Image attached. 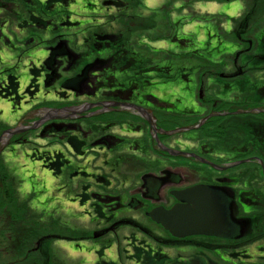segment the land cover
<instances>
[{
	"label": "rangeland",
	"instance_id": "obj_1",
	"mask_svg": "<svg viewBox=\"0 0 264 264\" xmlns=\"http://www.w3.org/2000/svg\"><path fill=\"white\" fill-rule=\"evenodd\" d=\"M73 1L75 2L77 0ZM182 1L186 0H180L174 4H167V0H143L145 7L148 9L157 10L159 14L162 12L163 37L170 33L168 19L170 18L172 21L182 16L184 18L188 17L189 19L177 29L180 34L194 36L192 45L195 46L196 49H204L203 42L201 41L204 40V34L206 35L209 30L211 33L215 30L219 37L221 36L224 38L221 47L227 48L231 45V41H235L233 35H231L232 24L228 19L241 16L244 7H242L243 5L240 2L216 3L211 1H197L187 5L182 13V11L178 9ZM90 5H96L95 0H81L76 4L67 6L66 10L75 15V17L72 15L71 21L75 22V19H77L85 21L83 25H95V22L100 19L104 23L109 22L111 16H115L116 14L114 9L101 12L98 10V13H92L89 11V9H91ZM165 11L169 12L168 16L164 15ZM99 14L102 15L99 16ZM143 15H147V12L143 11ZM197 16L202 17V20L192 22L194 18L197 19ZM251 26L252 27L242 35L238 42L240 44L238 53L232 54L231 56H221L217 62L201 60L204 63V69L196 78L197 86L194 91L195 95L192 104L197 109L202 108L204 110L203 113L189 119H173L170 116L153 111L152 118L155 122L154 127L157 130L156 133L150 131L147 122L144 121V118L141 116L142 119L136 111L116 107L101 109V107L92 106L89 108L91 104L107 101L108 99L101 100L98 96L91 99L85 96L76 98L75 94L77 95L78 93L73 91V89L69 87L68 89L62 88L61 82L63 85L75 75L69 71L65 74L66 68L63 70L64 72L62 70L59 72V69L56 70V73L59 75L58 78L61 79L60 83H57L52 88L44 87L41 83V87H39L41 91L39 93L36 92L34 98H32L34 94L31 97V95L27 93L25 95V101H20L21 103L16 104V106L8 103L5 99H0V123L2 125L4 124L5 130L11 128L15 131L17 128L21 131L26 129L27 126L32 125L34 127V129H30L32 131L26 132L24 135L16 134L11 138L5 137L4 140L0 142V174L7 171L8 176L15 179V190H17L20 199L25 201L32 199L33 205L37 211H42L43 214L45 213L44 216H46V218L51 216L52 218H49L54 222H58L62 225H69L74 233H79L74 230L75 228L87 231L93 230L96 232L104 227V224L98 222L90 223V221L86 219L88 214L84 217V209L79 208L78 204L74 203L73 198L76 200V196L85 195V197L91 199L94 198L93 194L97 192H109L113 195L118 194L139 198L142 187V176L152 173L157 175V177L166 178L168 174L171 175L172 173L181 176L182 179H180V183H177V181L174 182V180L166 182L162 188L161 193L165 196V203L167 206H170L173 203V199L167 195L168 191L172 189H183L196 184L195 179L192 180V178L189 177L190 175L199 174L201 171L204 173L205 171V174L211 177H222V175L226 173L213 175V169L210 170L211 168L208 169L206 166H199L198 161H194L195 158L169 157L168 154L157 148L154 137L156 136L157 140L165 147L180 152H186V148L183 147L187 145L190 147L188 150L190 152L187 151V153L191 154H195L197 147L200 146H209L207 148L209 150H214L212 149L214 145H219L220 148L224 149H231L239 145L241 143L239 141H243V136L239 137V135L241 136V133L239 134V128H236L238 124H235V127L229 130L231 132L229 135L225 133L224 124L226 119L235 115L244 119L246 117L257 118L259 115L264 116V106L253 103L254 98L248 94L244 96L234 95L228 100H221L218 98V90L220 89H218L216 84L210 83L209 79L221 83L229 82L230 79L226 78L228 74L231 75L230 78L234 77L233 79L237 80L238 76L234 75L238 72L243 73L245 71V68L239 66L238 55L248 51L252 46V41L254 39L253 34L260 29H264V15L256 17ZM81 30L82 29H74L72 31H67L71 34L68 37L70 38V45L77 51L79 49L78 43L81 42L82 37H86L88 32L92 31V29H88V32L82 34L79 33ZM145 35L146 34H138L134 37L136 48L143 49L142 46L138 44L139 42H144L147 47L154 49L150 52H155L156 49H164V51H166V49L173 48L166 40L163 42L151 43L144 39ZM13 45V49L9 50V48H5L3 52H0V83H2V80H7V75H14L20 83L21 90L23 85L24 87L27 86L30 79H34L37 76L33 71L40 67L47 58L48 52L42 45ZM159 55L164 54L161 53ZM42 75L43 73H41V77ZM253 80L264 83V71L256 72L253 76ZM200 82L205 83L203 88L200 87ZM27 89H29V86ZM168 92H170V90ZM200 92L204 95L201 99ZM157 95H159V93H157ZM157 95L156 97H158ZM212 103H214L213 106ZM80 112H83L85 116V118L81 120H79ZM88 114L94 115L89 116ZM40 118H42V121L38 122ZM59 121L63 122L65 125L70 123L75 125L78 124V126H80L79 130L84 134H89V129L96 132V134L93 135L95 140L111 138L110 142H112V145L110 151L105 148V146L103 147L101 145V141H99L98 144H95V141L91 144L90 142L93 141V138L89 137L87 139L90 145L89 148H87L88 146H82L81 149L82 151L84 150V154L76 153L73 144L67 140L70 136L79 137L81 139V133L73 132L72 130L68 133L53 131L52 133L48 132V134H42L45 130V126L48 128L52 123ZM218 127H222L221 132H218L220 131ZM199 128L201 129L200 133L197 132ZM189 132H191V134L195 133L198 141H189L186 139L184 134ZM236 135L240 140L236 138ZM108 136L110 138H108ZM23 139H28V142L26 144H20V142L17 141ZM132 147H134V150H132ZM35 150L39 152L37 155L32 156L31 152L35 153ZM42 152L50 153L52 158L47 166L51 167V165L56 164L55 158H61V162L66 159V162H68L67 165L71 168H65L61 176L59 174L55 175L57 170L51 171L45 166V168L42 167L44 158ZM214 152L217 151L215 150ZM251 155H253V153ZM115 157L121 159L122 163L118 166V171L112 173L110 166H107L104 162L105 160H111ZM212 161L214 165H219V167L222 166L221 164L225 163L223 159ZM76 167H84L82 170H87L89 175L92 173L93 176L95 175L96 177L101 176L103 178H109L112 183V185H110L111 187L105 188L100 185L98 186L92 181L94 179L88 177L75 178L73 175L69 177L68 172L72 173ZM239 167H243V169L247 171L249 170V173L253 172V176H256L254 180H256L257 184L263 185L261 187L264 189V172L262 173V169H260L259 165L255 167L252 164L248 166L242 164L230 171H236ZM215 171L221 172L218 170ZM72 177L74 178L71 179ZM86 192L87 194H85ZM146 204L147 210H151L155 205L153 202H146ZM144 213L145 211L141 209L126 212L120 216L121 219L127 220L125 224L122 223V225H118L106 231L107 233L109 232L108 234H105V232L101 234L100 241L102 240L103 242L105 239H110V241H112V250L109 251V247V252H107L108 262H105L104 258L101 260V255L95 258L98 247H96L97 249H92L93 242L87 239H83L84 241L77 240L75 242L53 240L50 242L51 247L52 249L55 248L59 256L58 261L63 262L62 264H132L128 261L125 253L121 251L123 248L127 247L126 243L134 233L136 234V238L144 241V243H150L153 247L164 244V246L161 247L162 250L172 259H175L177 256H186L187 252L181 251L182 249L178 247L170 248V246H168L169 244L166 243V241L170 239H168L166 233L164 231L162 232L160 228L150 222L149 219L145 217ZM67 235H69V237L71 236L70 234ZM81 236L82 235H78L76 237L82 239ZM124 237L129 239H124ZM82 247H87L88 249L85 250V248L83 249Z\"/></svg>",
	"mask_w": 264,
	"mask_h": 264
},
{
	"label": "trees",
	"instance_id": "obj_2",
	"mask_svg": "<svg viewBox=\"0 0 264 264\" xmlns=\"http://www.w3.org/2000/svg\"><path fill=\"white\" fill-rule=\"evenodd\" d=\"M177 1L180 0H167V4H174ZM197 1L216 3L236 1L243 5L244 8L240 17L228 19L232 24L231 35L235 41H231V45L227 48L221 47L224 38L219 37L215 30L213 33L209 30L206 35L204 34L205 41H201L204 49H196L192 45L194 36L180 34L177 29L187 22L188 17L181 16L172 21L169 18L170 33L163 37L162 12L159 14L157 10L148 9L143 0H121L119 10L116 11L115 16H111L109 22L96 21V23L93 21L95 25H89L92 27H88V29H92V31L88 32L81 43H78V51L70 45L69 39L62 40L59 38L55 46L50 48L48 58L45 59L42 66L55 73L53 74L56 81L58 79L56 70L61 68L63 62H66L68 71L76 76L74 75L63 85L61 83V86L65 89L68 87L73 89L78 93L75 94L76 97L95 98L98 96L101 100L108 99L107 101L111 102H132L139 96H147L146 93L153 90L159 93L157 96L160 104H162L161 108L154 112L170 116L173 119H189L193 116H199L204 110L202 108L197 109L192 102L197 86L196 78L204 69V63L201 60L217 62L221 56H231L238 53L240 49L238 42L242 35L252 27L256 17L264 15V0H186L180 3L178 9L183 13L187 5ZM46 7L49 6L40 7L39 10L42 38L38 40V44L42 45H50L55 37H59L51 34L52 30L45 28L43 14H45ZM143 11L147 12V15H143ZM168 13L165 11L164 15L168 16ZM198 20H202V17L197 16V19L194 18L192 22H198ZM47 34L50 37L53 35V38L45 42L43 37ZM138 34H146L144 39L151 43L166 40L173 48L166 49V51L156 49L155 52H150L154 49L147 47L144 42L138 43L143 49L136 48L134 37ZM100 37L101 40H104L103 43L99 41ZM253 37L250 49L238 55L239 66L245 68V71L234 75L238 76L237 80L218 82L221 85V87L218 86L221 100H224L223 98L226 100L228 97L232 98L234 95L244 96L248 94L254 98L253 103L264 106V83L253 80L256 72L264 71V29L256 31ZM161 53L164 55H159ZM38 71L34 69L33 72L37 73ZM230 76L228 74L226 78L230 79ZM50 78L49 74L46 75L45 83L51 84ZM169 90L170 92H168ZM237 117L239 116L235 115L227 119L233 121ZM242 121L240 124L242 129L239 132L241 136L239 135V137L243 136V141H239L241 143L235 148L238 146L243 150L245 149L246 153L242 157H247L253 153L264 162V116L246 117ZM230 126L235 127L234 121L230 123ZM44 128L43 135L53 131H60V133H68L70 130L79 131L75 124L65 125L60 121ZM218 128L220 130L218 132H221L222 127ZM4 130V124L0 123V135ZM200 131V128L197 129V132L200 133ZM184 136L189 141L192 139L198 141L195 133L189 132ZM236 138H238L237 135ZM76 139L77 137L70 136L68 141L72 142L76 153H78ZM107 144L112 145V142L109 141ZM212 149L214 150L209 151L214 152L216 150L217 154H223L227 150L220 148L219 145H214ZM121 163L119 160L118 164L121 165ZM205 173V171L204 173L201 171L199 174H193L189 177L192 180L195 179V182L205 183L209 181V175ZM250 185L248 181L247 186ZM49 217L46 218L43 213H36L31 209L29 201L18 197L17 190H15V179L10 178L7 171L0 174V264H62L63 262L58 261L59 256L55 248L52 249L50 242L57 239L70 240L74 232L67 224L62 225L54 222L52 217ZM67 234L71 236L69 237ZM37 241L41 245L38 249L35 245ZM150 260L146 256L144 262L151 263ZM159 261L164 264L163 260Z\"/></svg>",
	"mask_w": 264,
	"mask_h": 264
},
{
	"label": "flooded vegetation",
	"instance_id": "obj_3",
	"mask_svg": "<svg viewBox=\"0 0 264 264\" xmlns=\"http://www.w3.org/2000/svg\"><path fill=\"white\" fill-rule=\"evenodd\" d=\"M81 0L73 1V0H0V52H3L5 48H9V50L14 48V45L19 46H33V45H42L38 44V40L42 38L41 30V17H40V7L43 6H49L45 8V11L43 14V22L45 24V28L52 30L51 34L59 36L55 37L49 44L42 45L47 50V58L48 54L50 52V48L54 47L55 43H57L58 39L61 38L62 40L69 39L68 38L71 34L67 31H72L74 29H82L79 33L88 32L87 29L89 27V24L83 25L85 21H80L75 19V22L71 21L72 15H74L71 12H68L66 10V7L70 4H76ZM96 5L91 6L89 11L93 12H99L101 11H109L110 9H114L115 11H118L121 5V0H95ZM107 3V5H104ZM48 9V10H47ZM107 9V10H105ZM88 11V10H87ZM102 14H99L101 16ZM77 16V15H76ZM75 17V15H74ZM99 22L103 23V21L98 20ZM97 21V22H98ZM68 23L69 25H65ZM70 24H74L70 25ZM71 29V30H70ZM86 29V30H85ZM12 34V36H11ZM52 35V36H53ZM50 37V35H45L43 37L45 42H48L53 37ZM85 37H82V40ZM81 40V42H82ZM99 41L103 43L104 40H101V37L99 38ZM80 42V43H81ZM4 48H3V47ZM2 50V51H1ZM26 51V50H25ZM46 58V59H47ZM64 61V60H62ZM45 60L43 61V63ZM43 63L40 65V67L37 69L39 70L36 73V77L34 79H30L28 82V85L24 87L22 86V89L20 90V83L17 80L16 76L7 75V80H2V83H0V99H5L8 101V103H11L16 106V104H20V101H25L26 94L29 93L32 98L36 96V92L39 93L41 90H39V87H41V83L44 87H50L52 88L57 83H60L61 79L58 78L56 81L54 80V72L51 73V71L46 67L43 68ZM67 63L63 62L61 68H59V72L62 70H65V74L68 72ZM50 71V72H48ZM64 72V71H63ZM41 73H43L41 77ZM50 73V74H49ZM54 73V74H53ZM51 76V84L45 83L46 81V75ZM58 75V73H56ZM93 74V73H92ZM59 77V75L57 76ZM36 79V80H35ZM230 80H235L233 78H230ZM55 81V82H54ZM208 81V80H207ZM26 82V84H27ZM210 83L216 84V86H220L218 82L212 81V79H209ZM62 83V82H61ZM205 83L200 82V87H204ZM29 86V89L27 87ZM65 89V88H64ZM21 91V93H20ZM26 92V93H24ZM95 94V92H93ZM158 93V92H157ZM157 93L153 90H151L149 93H146V97H141L135 99L134 101L130 102L134 105L140 106L141 108L147 109L148 112L151 113L153 116V111L160 109L162 104H160L159 97H156ZM220 96V94H218ZM62 96V95H60ZM204 95L201 93V97ZM76 97V96H75ZM221 97V96H220ZM77 98V97H76ZM94 98V97H91ZM89 98V99H91ZM219 98V97H218ZM231 97H228L226 100L230 99ZM201 99V98H200ZM225 100V98H223ZM106 102L111 101H102L97 102L94 104H91V107L95 104H104ZM214 103H212V106ZM95 107H101L102 106H95ZM108 107V106H106ZM105 109V108H103ZM125 109V108H124ZM128 110V109H127ZM97 113V112H95ZM137 113V111H136ZM139 115V113H137ZM229 114V113H228ZM233 114V113H230ZM89 116L94 114H88ZM87 115V116H88ZM140 116V115H139ZM141 117V116H140ZM85 118L83 112H80L79 114V120ZM142 118V117H141ZM143 119V118H142ZM42 118L38 119V122L41 121ZM243 118H235L234 125L238 124L236 128H239V131L242 129V125H240L243 121ZM144 121H146L144 119ZM232 119H226L224 126L225 133L229 135L231 132L229 130L233 129V126H230V123L233 122ZM31 124V123H30ZM82 124V123H81ZM148 125V123H147ZM254 125V124H253ZM31 128H34L32 125L27 126L24 130H18L17 128L13 132L14 135L8 137L11 138L13 136L17 135H24L26 132L32 131ZM29 129V130H28ZM76 129H80V126L76 124ZM81 133L80 137H77L76 144H78V154H84V150L82 151V146L89 148V144L87 142V139L90 137L93 138V135L96 134V132L89 129V134H84L81 132V130L77 131ZM28 138V137H27ZM108 138H110L108 136ZM99 139L95 140L93 138V141L90 142L93 144H98L99 141H101V145L107 149L111 148V145H108L107 142L111 140L110 139ZM21 143H27L28 139L26 140H17ZM68 141V140H67ZM192 141H197L193 140ZM72 143V142H71ZM74 146V145H73ZM183 148H186L188 151L190 149L189 146L184 145ZM70 149V148H69ZM259 149V148H258ZM257 149V150H258ZM175 150V149H174ZM36 151V150H35ZM186 151V152H187ZM39 151H36L35 153L31 152L32 156H35L38 154ZM190 152V151H188ZM54 153V152H53ZM246 153L245 149L239 148L238 146L236 148L232 147L231 149H227L225 153L223 154H217V152H210L209 149L206 147H197L196 149V155L201 157L202 159L208 160L209 162L213 163L212 160H225V163L221 164L220 167H226V165L231 163H236L238 160L243 159H250L248 162L242 163L245 165L252 164L255 167L259 165L261 169V165L259 163L260 158H257V155H248L247 157H242ZM73 154V153H72ZM43 161L42 167H47L49 170H57L55 175H60L63 173V170L65 168H69L70 166L67 165L68 162H66V159H64L61 162V158H55L56 164L51 165V167L47 166L48 163H50V160L52 159L50 156V153L42 152ZM228 156V157H226ZM170 157V156H169ZM183 158H190L187 156H182ZM181 157V158H182ZM241 158V159H239ZM192 159V158H191ZM212 159V160H209ZM238 159V160H237ZM119 158H112L111 160H105L104 164L107 166H110L112 169L111 172L114 173L118 171V164ZM194 161H198L194 159ZM238 164L234 167H229L225 171L217 172L210 169L207 165H202L198 161L199 166H206L208 169L212 170L213 175L214 174H223L222 177L216 176V178L213 176H209V181L205 183L196 182V184H208L214 187H219L223 189L225 192H229L232 195V203H233V211L231 213V220L234 225H236V231L234 234L231 235L229 238H223V237H213V236H202V235H196V236H185V238H176L172 237V235L162 228L160 225L156 224L150 218L147 217V213L151 210H147V204L146 202H153L155 205L151 208L155 207H164L165 209H170L173 204L176 203V200L174 197L169 195L168 191L167 195H169L173 199V203L170 206H167L165 203V196L161 193L162 187L157 193H151L149 195V192H146L142 185V179L145 176H154L156 178L157 175H154L152 173L145 174L141 177V191L139 193L138 197H127L124 195H113L109 192H95L96 194H93L94 198H87L85 195L76 196V200L73 198L74 203L78 204V207L81 209H84V217L88 214V217H86L87 220L90 221V223H100L104 224V227L100 230H97L94 232L93 230H82V229H74L79 233H74L70 240H59L56 241H77V240H88L93 242L92 249L98 247L97 255H101L100 259L102 260L104 258L105 262H108V254L107 252L112 250V241L110 239H105L100 241L101 234L105 232V234H108L106 231L113 229L114 227H117L118 225L125 224L127 220L121 219L120 216L122 214H125L129 211L134 210H144L145 217L149 219L150 222H152L154 225H156L158 228L161 229V231L165 232L168 236V239L166 243H168L170 248L178 247L179 249H182L181 251L187 252L186 256L176 257L175 259L170 258L165 251L162 250L161 247L164 246H158L153 247L150 243H144V241L136 238V234L133 233L132 237H130V240L126 243L127 247L123 248L121 252L125 253V256H127L128 261L132 264H162L159 260H163L164 264H264V189L261 187L263 185H259L256 183L255 177L253 176V172H248L246 169L244 170L242 168H238L236 171H230L234 168H237L238 166L242 165ZM264 164V162H263ZM58 168H57V167ZM219 166V165H218ZM44 167V168H45ZM53 168V169H52ZM71 168V167H70ZM84 168V167H83ZM82 167H76L75 170H73L72 173L68 172L69 177L73 175L75 178H92L94 180V183L96 185H100L101 187H111L112 185L109 178L106 179V182L108 184L102 185L96 182L95 175L93 176L92 173H90L87 170H82ZM74 169V168H73ZM243 169V170H241ZM263 173V170H262ZM253 178H252V176ZM264 175V174H263ZM72 177L71 179H73ZM101 177V176H99ZM170 178H166L167 182L168 180H174L177 181V183H180L181 176L177 174H172L169 176ZM252 179H251V178ZM251 184L249 187L247 186V183ZM83 187V186H82ZM190 187V186H189ZM84 189V187H83ZM90 190V189H88ZM173 190H181V189H173ZM88 192V191H87ZM87 192L85 194H87ZM230 195V196H231ZM125 198V199H124ZM128 198V199H127ZM95 203H94V202ZM29 205L32 210H34L36 213L41 214V212L37 211L35 209V206L33 205L32 199H29ZM45 214V213H44ZM69 227V225H68ZM70 228V227H69ZM71 229V228H70ZM72 230V229H71ZM82 235V239H78L76 236ZM99 235V236H98ZM98 236V237H97ZM76 239V240H75ZM124 239H129L125 238ZM83 240V241H84ZM37 241L35 243L37 249L41 246ZM38 243V245H37ZM110 247L109 251L108 248ZM88 249L87 247H82ZM97 249V248H96ZM148 256L152 261L151 263L144 262V259ZM133 261V262H131ZM157 261V262H153Z\"/></svg>",
	"mask_w": 264,
	"mask_h": 264
},
{
	"label": "water",
	"instance_id": "obj_4",
	"mask_svg": "<svg viewBox=\"0 0 264 264\" xmlns=\"http://www.w3.org/2000/svg\"><path fill=\"white\" fill-rule=\"evenodd\" d=\"M104 5H107L105 3ZM65 25H69L66 23ZM73 25L74 24H70ZM200 98H201V92ZM106 106L113 108L128 109L137 111L148 123L150 131L157 132L155 129V122L153 121L152 115L147 109L141 108L140 106L128 103V102H106L105 105L95 104L94 106ZM91 108V106L89 107ZM42 121V120H41ZM34 129V128H31ZM15 133L11 129H6L0 135V142L4 138H8ZM157 148L172 157L187 156L195 158L202 165H207L211 169L218 171H225L229 167L237 166L248 162V160L237 161L226 165V167H219L216 164L209 162L208 160L202 159L199 156L183 151H177L172 148H167L154 137ZM259 163L261 169L264 172V164L260 159ZM264 174V173H263ZM170 174H168L169 178ZM166 178H156L154 176H145L142 179V185L146 192L157 193L167 182ZM172 180H168L171 182ZM96 182L102 185L108 184L106 179L98 177ZM176 182V181H174ZM169 195L174 197L176 203L170 209L162 207H155L151 209L146 215L150 220L160 225L162 228L167 230L172 237L185 238V236H213L229 238L236 231V225L231 220V213L233 211L232 195L229 192H225L219 187H214L208 184H194V186L186 187L181 190H171ZM231 195V196H230ZM39 243V242H38ZM37 243V245H38Z\"/></svg>",
	"mask_w": 264,
	"mask_h": 264
},
{
	"label": "crops",
	"instance_id": "obj_5",
	"mask_svg": "<svg viewBox=\"0 0 264 264\" xmlns=\"http://www.w3.org/2000/svg\"><path fill=\"white\" fill-rule=\"evenodd\" d=\"M236 3V2H235ZM236 5H238V4H236Z\"/></svg>",
	"mask_w": 264,
	"mask_h": 264
}]
</instances>
